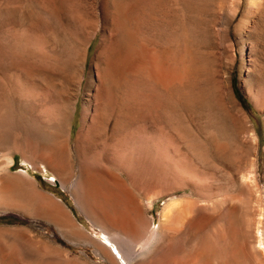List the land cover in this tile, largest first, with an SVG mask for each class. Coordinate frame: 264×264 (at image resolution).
Instances as JSON below:
<instances>
[{"label": "rangeland", "instance_id": "374dc122", "mask_svg": "<svg viewBox=\"0 0 264 264\" xmlns=\"http://www.w3.org/2000/svg\"><path fill=\"white\" fill-rule=\"evenodd\" d=\"M259 228L264 0H0V264H262Z\"/></svg>", "mask_w": 264, "mask_h": 264}, {"label": "bare ground", "instance_id": "6f19581e", "mask_svg": "<svg viewBox=\"0 0 264 264\" xmlns=\"http://www.w3.org/2000/svg\"><path fill=\"white\" fill-rule=\"evenodd\" d=\"M166 47V46H165ZM165 62V61H164ZM172 64L171 65H168L167 66V69H168V67H170L171 69L174 67V66H172ZM180 67V66H179ZM169 68V69H170ZM176 68V66L172 69V70H176L177 71V68ZM165 70L164 71V73L167 71V73H171V71L172 70ZM170 71V72H169ZM174 71H172L173 73V75H175L174 74ZM177 75H178V72L176 73ZM187 74V73H186ZM168 76V75H167ZM179 76V75H178ZM170 77V76H169ZM168 77V78H169ZM176 75H175V79H176ZM170 79H173V78H170ZM178 80V79H177ZM143 81V80H142ZM175 83H176V81H174ZM174 82H172L173 84H175ZM171 83V84H172ZM136 86V85H135ZM153 88V87H152ZM147 92V91H146ZM145 94V93H144ZM160 95V94H159ZM158 97V96H157ZM174 98V97H173ZM153 107H154V105H153ZM162 107V106H161ZM160 108V107H159ZM147 109V108H146ZM148 109H149V107H148ZM154 108H152V110H153ZM150 110V109H149ZM155 110H156V108H155ZM154 110V111H155ZM164 110V109H163ZM151 114H153V113H151ZM153 116V115H152ZM158 116V115H157ZM108 117V116H107ZM162 117V116H161ZM160 117V118H161ZM169 117V116H168ZM154 118V117H153ZM158 124V123H157ZM86 127V126H85ZM99 136V135H98ZM110 140V139H109ZM107 147V146H106ZM110 148V147H109ZM111 149V148H110ZM91 159V158H90ZM120 159V158H119ZM81 162V161H80ZM89 162V161H88ZM114 162V161H113ZM77 163H78V161H77ZM89 165V164H88ZM90 166V165H89ZM88 166V167H89ZM121 167V171H124L125 173H126V175L128 176L127 177V181H125V182H127L128 184H133L134 183V180H135V176H134V173L132 172V171H130L128 168H126V166H124V165H122V166H120ZM81 168H82V166H81ZM91 168V167H90ZM83 169V168H82ZM97 169V168H96ZM92 170H95V169H92ZM91 170V171H92ZM101 170V169H100ZM95 171H93V173H94ZM83 173V172H82ZM96 173V172H95ZM249 174V173H248ZM148 175V174H147ZM251 177H252V175H250ZM249 176V177H250ZM122 178V177H121ZM253 178V177H252ZM246 179V178H245ZM253 179H255V178H253ZM254 182H255V180H254ZM103 183V182H102ZM251 183V182H250ZM98 185V184H97ZM102 185V184H101ZM100 186V185H99ZM108 188V187H107ZM116 194V193H115ZM173 206V205H172ZM178 206V205H177ZM182 208V207H181ZM184 208H186L185 206H184ZM183 208V209H184ZM167 208H165V210H166ZM173 209H174V207H173ZM182 209V210H183ZM164 210V212H166ZM175 210H177V209H175ZM182 210H181V212H182ZM190 210V209H189ZM172 212H174V213H176V211H172ZM180 212V213H181ZM184 212H186L185 210H184ZM183 212V213H184ZM258 213V212H257ZM117 214V213H116ZM173 214V213H172ZM192 214V213H191ZM169 215H170V213H169ZM169 215H168V212H167V214H163V217H164V219L167 217H169ZM187 215V214H186ZM119 217V216H118ZM167 218H166V220H167ZM214 218V217H213ZM132 219V218H131ZM164 219H163V221H164ZM170 219V218H169ZM135 220H133V222H134ZM254 221V220H253ZM260 221V220H259ZM133 222H132V220H131V223H130V225H129V228L126 230L127 232H125V234H126V236H128V238H129V240H128V242L131 244V245H133L132 244V236L133 235H135L137 232H138V228L137 227H135L134 225H133ZM136 222V221H135ZM138 222V221H137ZM136 222V223H137ZM165 222V221H164ZM170 222V221H169ZM173 222V221H172ZM262 222V221H261ZM174 224V223H173ZM180 224V223H179ZM257 224V223H256ZM172 225V224H171ZM261 224H259V226H260ZM139 226V225H138ZM250 227V226H249ZM254 227L256 228V226L254 225ZM258 227V226H257ZM258 229V228H257ZM139 230H140V228H139ZM254 230H256V229H254ZM264 230V229H263ZM258 231V230H257ZM140 232V231H139ZM253 232V231H252ZM254 233H256V231H254ZM254 233H252V235H250V238H251V236H253V234ZM258 233V237H257V234H256V236H255V234H254V238L255 237H257L256 239L258 240L257 242H258V244H259V246H261L262 247V249H260V250H258L257 252H258V254L260 255V257H261V261H262V264H264V232H262L261 230H260V228H259V231L257 232ZM103 235L105 236V238H104V241H105V243L107 242L111 247H113V249L115 250V252H116V256L114 255V253L109 249V251H110V253H111V256H113L114 258H116V259H122V260H126V259H128L127 258V254L123 251V248H122V246H121V243H122V241L121 242H118V241H116V240H114L109 234H107V233H105V232H103ZM137 235H139V234H137ZM123 237V236H122ZM126 238V237H125ZM124 238V239H125ZM253 238V237H252ZM253 238V239H254ZM126 240V239H125ZM236 241V240H235ZM253 241H256V240H250V242H249V246L251 247V249H254V250H256L255 249V245H254V242ZM128 242H127V244L126 245H129L128 244ZM106 243V244H107ZM123 244V243H122ZM140 244V243H139ZM242 244V243H241ZM237 245V244H236ZM105 247H106V249H108V246H106L105 245ZM129 249V248H128ZM133 250H131L130 252H132ZM109 254V253H108ZM113 260V259H112ZM121 260V261H122ZM129 260V259H128ZM127 261V260H126ZM130 261V260H129Z\"/></svg>", "mask_w": 264, "mask_h": 264}]
</instances>
